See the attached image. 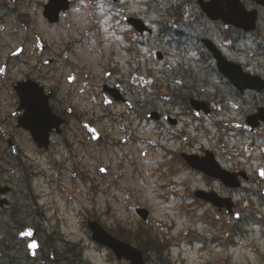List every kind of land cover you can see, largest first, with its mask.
Returning <instances> with one entry per match:
<instances>
[{
  "label": "flooded vegetation",
  "instance_id": "flooded-vegetation-1",
  "mask_svg": "<svg viewBox=\"0 0 264 264\" xmlns=\"http://www.w3.org/2000/svg\"><path fill=\"white\" fill-rule=\"evenodd\" d=\"M150 1L151 8L169 19L162 24L154 23L158 35L142 16L122 14L119 18L125 24L123 16L143 21L149 30L142 33L127 24L139 36L164 37L165 47L172 51L155 50L152 61L163 66L159 74L167 87L125 93L122 83L116 80L117 63L112 60L108 63L68 61L69 52H63L60 57L58 51L49 49L46 44L37 51L41 64L36 72L11 78V59L21 56L24 50L13 56L10 51H4L8 42L0 40V93L10 91L9 96L15 98L14 108L8 113L0 109V140L11 151V156L18 159L22 156L18 138L22 136L25 144L33 145L34 151L47 160L56 155L63 159L81 155L90 158L91 147H96L99 154L102 146L121 151L122 146L130 144L133 157L144 162V168L151 169L147 178L139 177V180L142 179V183L152 180L157 187V197L165 202L173 198L183 205L190 198L195 203L210 206L217 216L235 225L244 220L243 208L247 207H244L245 202L243 207L239 206L234 193L245 190L259 199V206L253 208H262L260 225L264 238V4L262 0L260 3L240 0L246 12L255 14L254 29L246 31L232 25V19L207 14L201 5L212 0ZM224 13L230 14L231 10L225 7ZM6 14H9L8 9L2 11L0 20ZM0 26L1 29L3 24ZM251 43L262 49V56H250L247 47ZM156 51L160 52L157 59ZM219 62L233 65L229 67V76L221 71ZM151 79L138 73L131 83L155 85ZM26 80L41 87L38 101L41 104L46 101L51 113L61 119L60 127L48 131L46 146L34 144L27 130L16 127V119L24 115V110L14 114L19 105L14 85ZM116 107L119 109L115 110ZM11 126L15 133L5 131ZM94 136H98L97 140H93ZM7 139L14 140L15 152L6 144ZM188 156L195 157L196 168L188 164ZM102 167L105 173L98 172L99 175L117 178L115 174L110 176L106 165ZM217 171L230 176L229 185L212 175ZM72 174L76 175L74 171ZM187 174L197 177L202 186L189 189L194 180H187ZM108 181L105 184L114 187ZM196 190L211 195L216 203L196 197ZM11 191L10 187L7 195ZM6 205L8 207V200ZM2 209L4 207H0V211ZM152 221L151 212L147 220L142 221L149 234ZM33 227L38 235L39 228ZM137 240L134 242L141 246L149 264L148 257L157 255L160 245L157 242L158 246L153 244L152 247L151 239L143 235ZM40 249L39 242L38 253ZM51 255L52 262H58L57 256Z\"/></svg>",
  "mask_w": 264,
  "mask_h": 264
},
{
  "label": "rangeland",
  "instance_id": "rangeland-1",
  "mask_svg": "<svg viewBox=\"0 0 264 264\" xmlns=\"http://www.w3.org/2000/svg\"><path fill=\"white\" fill-rule=\"evenodd\" d=\"M72 1L59 22L50 25L42 17L41 5L46 0H0V14L3 10L9 11L0 20V25L3 24L0 40L8 42L4 51L12 54L24 50L21 56L11 59V78L37 71L41 64L36 48L39 36L42 44L58 51L60 57L63 52H69L68 61L117 63L116 80L122 83L125 93L167 87L159 74L163 66L152 61L153 51H172L165 47L164 37L139 36L119 18L122 14L142 16L158 35L154 23L162 24L169 19L151 8L150 0H119L115 4L111 0ZM247 49L250 56H262V49L253 43ZM138 73L154 79L155 85L132 84L131 79ZM9 94L10 91L0 93V100H7L0 102L4 105L0 109L7 113L14 108L15 99ZM5 131L16 132L13 126ZM24 140L22 136L18 138L22 151L18 159L11 156L0 140V183L6 181L12 188L6 196L8 207L0 211V264H69V261L72 264H128L116 260L107 249L91 240L86 221L98 220L113 236L127 234L129 243L141 248L137 239L140 233L149 230L134 213L136 207L151 212L152 240L169 245L161 261L166 258L171 264H264L262 208H253L259 206L260 200L247 191L234 193L239 206L243 207L245 202L247 208H243L244 220L233 225L217 216L210 206L190 198L183 205L173 198L168 202L158 198L152 180L146 179L144 183L139 180V177L147 178L151 169L144 168V162L133 157L130 144L122 146L121 151L102 146L99 154L96 147H91L90 158L81 155L63 159L56 155L47 160ZM100 165H106L110 176L115 174L117 178L99 175ZM186 178L194 180L189 189L202 186L194 175L187 174ZM105 181L112 182L114 187L107 186ZM33 225L39 228L37 240L41 251L30 258L26 239L18 238L17 234ZM71 249L73 254L68 252ZM53 253L58 262H52ZM148 260L149 264H157V255H150Z\"/></svg>",
  "mask_w": 264,
  "mask_h": 264
},
{
  "label": "water",
  "instance_id": "water-1",
  "mask_svg": "<svg viewBox=\"0 0 264 264\" xmlns=\"http://www.w3.org/2000/svg\"><path fill=\"white\" fill-rule=\"evenodd\" d=\"M112 1L115 2L116 0ZM256 1L259 2V0ZM224 2L226 3V6H224ZM68 6L69 0H48V2L43 6L42 15L45 19H47L49 23H56L58 21L59 13L66 11L68 9ZM202 6L203 10L207 14L212 15L213 18L232 19L230 23H232L236 27L243 28L244 30L248 31L254 28L255 17L253 13L248 20L249 15L244 11L242 12L243 7L238 0H212L210 3H205ZM224 7L231 10V13L225 14ZM127 21L129 24H132L134 28L140 33L145 28L140 20L129 18L127 19ZM37 46L41 48V44L39 41ZM224 73H228L227 70H225ZM15 89L20 99V106L17 112L21 110V108H24L26 111L24 117H18V127H22L28 130L31 133L33 140L38 145H41V142L46 140V135L44 139H41V136L38 134V132L41 130H45L47 132L53 126L54 121L51 117L52 115L50 114L47 105L45 104L42 108L36 101L37 96L40 94V88L36 83L27 81L24 83H18L15 86ZM56 120L57 126L60 123V120ZM8 144L12 149L15 148L13 141L8 140ZM191 159V157L187 158L188 163L193 167H197L196 161H193ZM212 175L215 174L212 173ZM219 177L222 178L226 185L230 184V177H227L226 175H219ZM8 190V186H0V195L5 194ZM204 195L205 193L202 191L196 192L197 197L206 198L212 203H216L215 199L206 197ZM4 204H6V200L0 198V206H3ZM137 212L138 214H140L142 219L145 220L146 211H144L143 209H138ZM88 228L91 231L92 240L97 242L98 244L108 247L114 253L118 260L124 259L125 261H128L129 264H144L142 254L139 250L131 247L127 243L118 241L117 239L109 235L98 223L89 221ZM35 235V230L30 227L24 228L18 234V237H27L31 240L28 244V248L30 250L29 255L31 256L34 255L35 250L38 247V244L34 239ZM32 245L35 246L33 247Z\"/></svg>",
  "mask_w": 264,
  "mask_h": 264
},
{
  "label": "snow or ice",
  "instance_id": "snow-or-ice-1",
  "mask_svg": "<svg viewBox=\"0 0 264 264\" xmlns=\"http://www.w3.org/2000/svg\"><path fill=\"white\" fill-rule=\"evenodd\" d=\"M262 174H264V173H262ZM33 247L35 246V245H32Z\"/></svg>",
  "mask_w": 264,
  "mask_h": 264
}]
</instances>
